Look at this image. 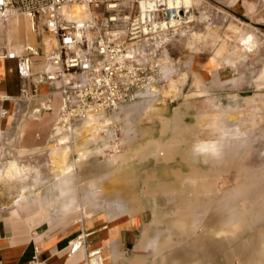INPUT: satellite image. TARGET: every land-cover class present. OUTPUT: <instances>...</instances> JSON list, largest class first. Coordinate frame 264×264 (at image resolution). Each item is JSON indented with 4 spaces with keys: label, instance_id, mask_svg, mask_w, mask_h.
I'll list each match as a JSON object with an SVG mask.
<instances>
[{
    "label": "rangeland",
    "instance_id": "obj_1",
    "mask_svg": "<svg viewBox=\"0 0 264 264\" xmlns=\"http://www.w3.org/2000/svg\"><path fill=\"white\" fill-rule=\"evenodd\" d=\"M192 9L148 71L145 99L70 122L57 95L49 109L44 96L0 102V211L68 226L125 209L159 264H201L207 241L264 230V0ZM202 142L216 152L198 153Z\"/></svg>",
    "mask_w": 264,
    "mask_h": 264
},
{
    "label": "built area",
    "instance_id": "obj_2",
    "mask_svg": "<svg viewBox=\"0 0 264 264\" xmlns=\"http://www.w3.org/2000/svg\"><path fill=\"white\" fill-rule=\"evenodd\" d=\"M167 2L0 0L2 27L23 17L36 36L47 35L54 42L45 53L28 46L20 51H0L1 59L16 63L21 84L14 100L44 96L49 109L51 97L57 95L59 115L70 122L105 117L121 106L145 99L150 87L148 71L158 66L153 62L163 58L165 46L177 35L181 16L185 18L189 10L176 2L167 9ZM74 7H82L87 17H73ZM171 21L175 25L170 27ZM39 57L42 60L37 64ZM88 236H77L69 245V254L83 249L85 264H106L101 247L87 248ZM28 264H42L38 248Z\"/></svg>",
    "mask_w": 264,
    "mask_h": 264
},
{
    "label": "crops",
    "instance_id": "obj_3",
    "mask_svg": "<svg viewBox=\"0 0 264 264\" xmlns=\"http://www.w3.org/2000/svg\"><path fill=\"white\" fill-rule=\"evenodd\" d=\"M8 28L11 32L7 34ZM9 35L17 41H10ZM53 43L45 35L39 39L35 37L30 22L23 18L14 19L11 24L7 22L0 29V51H19L32 44L33 48L45 53ZM176 45L172 41L171 46L175 48ZM188 46L191 47L189 42ZM36 60L40 64L42 57ZM20 84L15 61L0 58V102L4 104L17 99ZM196 149L198 153H214L216 145L214 142H202L197 144ZM120 199L123 198L116 197L113 205L115 203L118 207ZM93 207H96L95 204ZM122 211L78 219L68 226L58 225L53 219L36 224L30 218L19 215V209L0 211V264H28L34 248L39 249L42 264H85V250L69 254L70 243L81 233L89 235L86 238L88 249L102 248L106 264H159L154 253V240L145 235L135 216L126 213L125 209ZM193 262V257L189 256V264ZM200 263L264 264V230L230 245L207 241L204 260Z\"/></svg>",
    "mask_w": 264,
    "mask_h": 264
},
{
    "label": "bare ground",
    "instance_id": "obj_4",
    "mask_svg": "<svg viewBox=\"0 0 264 264\" xmlns=\"http://www.w3.org/2000/svg\"><path fill=\"white\" fill-rule=\"evenodd\" d=\"M174 2H176V4L179 5L181 8H188L189 9L188 14H185V18L183 16H181V22L179 23V25L181 26L183 24H188V23L192 22L194 19V15H193V12L190 11V9H192L193 0H168V2L166 3L167 9H171L174 6ZM73 10H78L80 13L78 16L76 15L77 16L76 17L74 12H73V15H72L73 17L79 18V19L87 17V13L84 11V9L82 7H74ZM18 18H20V17L13 18V19L9 20L8 23L11 24L12 20L18 19ZM23 19H26V18H23ZM174 25L175 24L173 23V21H171L170 27L174 26ZM0 29H2V25H0ZM241 47H244V50L243 49L242 50L246 53L247 52L250 53L253 51L254 43L252 42V36L251 35H247V37L243 38L242 43H241ZM150 90L153 91L154 88L150 87ZM148 96H149V94H148ZM95 118H102V117L90 116L88 118V120H94Z\"/></svg>",
    "mask_w": 264,
    "mask_h": 264
}]
</instances>
